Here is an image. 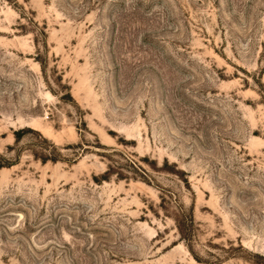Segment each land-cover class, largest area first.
Instances as JSON below:
<instances>
[{
    "label": "rangeland",
    "instance_id": "obj_1",
    "mask_svg": "<svg viewBox=\"0 0 264 264\" xmlns=\"http://www.w3.org/2000/svg\"><path fill=\"white\" fill-rule=\"evenodd\" d=\"M0 264H264V0H0Z\"/></svg>",
    "mask_w": 264,
    "mask_h": 264
}]
</instances>
